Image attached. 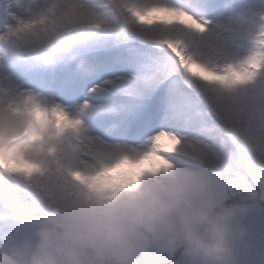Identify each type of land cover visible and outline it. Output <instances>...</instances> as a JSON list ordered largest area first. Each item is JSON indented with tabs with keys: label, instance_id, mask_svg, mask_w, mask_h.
<instances>
[{
	"label": "snow or ice",
	"instance_id": "snow-or-ice-1",
	"mask_svg": "<svg viewBox=\"0 0 264 264\" xmlns=\"http://www.w3.org/2000/svg\"><path fill=\"white\" fill-rule=\"evenodd\" d=\"M50 30L87 73L28 71L3 52ZM241 145H264V0H12L0 11V245L81 190L135 191L177 168L264 186L232 171Z\"/></svg>",
	"mask_w": 264,
	"mask_h": 264
},
{
	"label": "clouds",
	"instance_id": "clouds-1",
	"mask_svg": "<svg viewBox=\"0 0 264 264\" xmlns=\"http://www.w3.org/2000/svg\"><path fill=\"white\" fill-rule=\"evenodd\" d=\"M3 52L28 71L52 73L73 63L89 71L58 31ZM229 160L233 172L264 176V145H241ZM261 212L264 186L234 187L231 175L177 168L146 177L135 191L81 190L37 220L30 236L0 245V264H246Z\"/></svg>",
	"mask_w": 264,
	"mask_h": 264
},
{
	"label": "rangeland",
	"instance_id": "rangeland-1",
	"mask_svg": "<svg viewBox=\"0 0 264 264\" xmlns=\"http://www.w3.org/2000/svg\"><path fill=\"white\" fill-rule=\"evenodd\" d=\"M259 217H261V219L255 221L253 226V237L257 233V231L255 230H257V227H259L260 231H262V239L257 245L255 244L254 246V248L256 249L254 250L255 256L251 258V253H248L246 255V264H264V212H261ZM34 227L35 223H21L16 229L17 234L15 235L14 239L19 240L30 236ZM7 230H9L8 225H5L3 229H0V239L1 236H3V232Z\"/></svg>",
	"mask_w": 264,
	"mask_h": 264
},
{
	"label": "bare ground",
	"instance_id": "bare-ground-1",
	"mask_svg": "<svg viewBox=\"0 0 264 264\" xmlns=\"http://www.w3.org/2000/svg\"><path fill=\"white\" fill-rule=\"evenodd\" d=\"M11 2H12V1H11ZM11 2H10V3H11ZM10 3H9V4H10Z\"/></svg>",
	"mask_w": 264,
	"mask_h": 264
}]
</instances>
